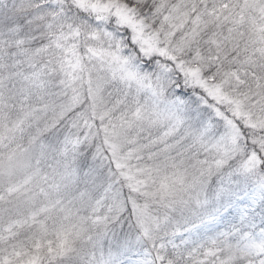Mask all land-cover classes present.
I'll return each instance as SVG.
<instances>
[{
	"label": "snow or ice",
	"instance_id": "6c2138e0",
	"mask_svg": "<svg viewBox=\"0 0 264 264\" xmlns=\"http://www.w3.org/2000/svg\"><path fill=\"white\" fill-rule=\"evenodd\" d=\"M0 264H264V0H0Z\"/></svg>",
	"mask_w": 264,
	"mask_h": 264
}]
</instances>
